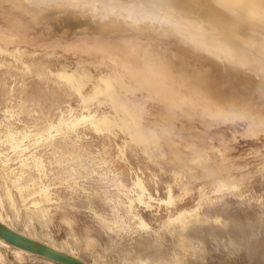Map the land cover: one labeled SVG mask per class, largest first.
<instances>
[{
  "label": "rangeland",
  "instance_id": "1",
  "mask_svg": "<svg viewBox=\"0 0 264 264\" xmlns=\"http://www.w3.org/2000/svg\"><path fill=\"white\" fill-rule=\"evenodd\" d=\"M6 9L14 11L18 24H25V38L32 43H11L10 52L0 51V61L16 70L43 59L53 69L85 71L91 76V81L86 79L85 93L100 76H108L116 93L119 90L120 97L144 118L143 127L153 128L158 136L151 142L134 143L118 125L101 133L86 129L90 150L97 155L96 170L109 177L95 183L109 188L113 197L111 206L95 202L123 227L114 226L113 231L103 228L86 202L71 201L72 193L61 182H52L65 201L54 205L46 223L25 212L16 216L7 203H0L3 223L45 248L24 249L0 237V264H73L65 258L75 259L77 264H173L169 253L178 232L161 230V225L169 215L197 205L208 217L191 221L188 231L201 243L196 252L183 255L181 264H264V98L251 72L237 63L192 53L191 46L167 26L142 23L130 27L123 18L85 12L87 19L115 20L119 27L110 33L72 32L70 42L65 43L61 31L68 23L66 8L53 6L54 20L41 17L50 8L34 15L16 0H0V18ZM32 37L34 40H29ZM136 45L152 47L157 53H129ZM27 80L33 85L36 82L31 77ZM53 88L60 100L71 98L79 106L77 95H67L57 85ZM88 106L98 114L114 113L106 94H99ZM17 118L14 114L13 121L20 124ZM5 151L16 162L18 152L10 146ZM137 175L156 196H167L169 187L175 196L171 204L153 201L151 209L136 199L133 202L132 211L151 224L152 232L141 229L137 218L126 215L127 195L113 184L120 178L130 185ZM239 180L242 184L233 188L230 183ZM219 181L227 185L215 191ZM217 214L220 221L214 218ZM86 234L96 238V243L87 245Z\"/></svg>",
  "mask_w": 264,
  "mask_h": 264
},
{
  "label": "bare ground",
  "instance_id": "2",
  "mask_svg": "<svg viewBox=\"0 0 264 264\" xmlns=\"http://www.w3.org/2000/svg\"><path fill=\"white\" fill-rule=\"evenodd\" d=\"M16 1L22 7L33 10L34 15H40V9L50 8L48 13L41 14L46 20H54L56 17L53 6L66 8L65 18L68 23L63 25L61 31L65 34L69 31L84 34L86 30L110 33L113 27L118 26L115 20L87 19L85 12L123 18L130 27L142 23L167 26L181 38L182 43L191 46L192 53H204L225 63H237L251 72L258 79L256 89L264 98V0H192L194 9L188 6V0ZM0 51L10 52L1 45ZM3 67L5 69L0 77V113L3 114L0 118V203H7L16 216L25 212L46 223L54 205L59 200L65 201L56 186H52V182H61L62 187L72 193L69 199L77 198L86 202V207L96 215L103 228L110 231L114 230V226L122 228L118 218H108L95 202L98 200L111 206L113 197L109 188L105 189L102 184L95 183L97 179L109 177L99 175L96 170L97 155L90 150L86 129L101 133L112 131L118 125L134 143L154 141L157 132L151 127H143L141 116L125 98L120 97L119 90L116 93V85L108 76H100L96 82H92L91 91L85 93L83 88L86 79L91 81V76L85 71L78 72L64 67L53 69L43 59L34 64H24L20 70L0 61V70ZM29 77L36 80L34 85L27 80ZM53 85L64 89L67 95H77L81 101L79 106H75L71 98L60 100V94ZM99 94L111 98L113 114H98L88 106V102ZM14 114L18 115L17 119L22 125L13 121ZM21 115L26 117L21 118ZM131 125L138 133L132 131ZM6 146L18 152L16 162H12L11 155L5 151ZM121 151L125 156V152ZM113 184L127 195L129 203L126 205V215L137 218V225L147 232H152L151 224L132 211L135 199L148 209L153 207V201L171 204L175 199L171 187L167 196H156L140 175L130 185L120 178ZM230 184L238 188L242 181ZM225 185L227 183L219 181L215 183L214 190L220 191ZM156 193L159 194L158 190ZM58 206L66 207L64 204ZM69 207H73V204ZM207 217L201 213L200 205H197L182 208L163 221L161 230L178 232L175 245L169 253V261L181 264L185 253L196 252L201 240L191 234L188 227L191 221L198 222ZM1 218L0 213L2 241L24 249L45 251L43 246L14 232ZM65 218L72 224L69 216L65 215ZM214 218L216 221L222 219L219 214ZM85 240L87 245L96 243V238L90 234L85 235ZM69 251L73 252L71 249ZM65 259L77 264L75 259ZM138 260L142 261L141 258Z\"/></svg>",
  "mask_w": 264,
  "mask_h": 264
},
{
  "label": "crops",
  "instance_id": "3",
  "mask_svg": "<svg viewBox=\"0 0 264 264\" xmlns=\"http://www.w3.org/2000/svg\"><path fill=\"white\" fill-rule=\"evenodd\" d=\"M2 17L0 18V31H3V33L0 34V45L6 49L11 48V43H16L20 46H31L30 44L32 42H29L26 40V26L22 22L18 24L17 17H14V11L12 9H6L3 12ZM15 18V19H14ZM2 19V20H1ZM17 19V20H16ZM63 36V40L65 43L70 42L71 36H72V31H69V33L65 34L64 32L61 33ZM80 34H82L80 32ZM29 40H34L33 37L30 38ZM20 43V44H19ZM30 43V44H29ZM34 43V42H33ZM131 46V45H130ZM132 51H129V53H157L155 49L147 48V47H142L141 45H136L134 48H132ZM36 52V51H34ZM33 54H39V53H31ZM56 55L57 53H50ZM64 55H69V54H79L82 55V53H61ZM58 55V54H57ZM138 113V112H137ZM141 122L144 123V118L141 116Z\"/></svg>",
  "mask_w": 264,
  "mask_h": 264
},
{
  "label": "snow or ice",
  "instance_id": "4",
  "mask_svg": "<svg viewBox=\"0 0 264 264\" xmlns=\"http://www.w3.org/2000/svg\"><path fill=\"white\" fill-rule=\"evenodd\" d=\"M188 6L194 9V3L192 2V0H188Z\"/></svg>",
  "mask_w": 264,
  "mask_h": 264
}]
</instances>
